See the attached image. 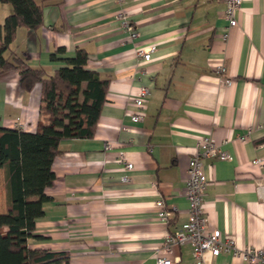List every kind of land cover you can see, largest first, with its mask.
<instances>
[{
    "label": "crops",
    "instance_id": "0c3cea01",
    "mask_svg": "<svg viewBox=\"0 0 264 264\" xmlns=\"http://www.w3.org/2000/svg\"><path fill=\"white\" fill-rule=\"evenodd\" d=\"M35 1L43 24L35 32L18 28L13 50L52 75L66 66L63 57L84 49L87 68L110 83L94 137L60 144L56 179L46 189L50 201L29 247L65 254L67 262L59 264H157L160 255L196 264L191 246H175L170 254L161 246L188 221L189 160L199 139L211 136L233 160L201 159L209 179L208 228L238 249L264 250V195L258 192L264 166L253 163L264 158V0H242L232 29L224 0ZM0 12L1 26L13 7L0 3ZM120 13L138 38L124 30ZM149 47L155 52L146 63L137 53ZM60 48L64 56L53 61ZM220 66L223 77L216 73ZM141 87L150 95L144 120L134 123ZM41 99L40 84L27 93L18 72L0 74V128L35 132ZM161 199L172 212L167 223L158 217ZM7 210L0 170V213ZM203 258L204 264H248L233 253Z\"/></svg>",
    "mask_w": 264,
    "mask_h": 264
},
{
    "label": "trees",
    "instance_id": "16d2710c",
    "mask_svg": "<svg viewBox=\"0 0 264 264\" xmlns=\"http://www.w3.org/2000/svg\"><path fill=\"white\" fill-rule=\"evenodd\" d=\"M13 12L0 26V74L16 71L24 92L42 86L41 120L35 132L0 128V170L7 184L8 210L0 213V264H59L65 254L33 250L36 225L50 201L46 189L53 186L55 159L64 140L90 139L96 132L110 81L87 68L89 55L78 49L63 57L66 66L49 75L30 67L26 54H17L12 45L18 28L31 32L43 24V8L35 0H0ZM60 48L53 61L64 56Z\"/></svg>",
    "mask_w": 264,
    "mask_h": 264
},
{
    "label": "built area",
    "instance_id": "2783aa9c",
    "mask_svg": "<svg viewBox=\"0 0 264 264\" xmlns=\"http://www.w3.org/2000/svg\"><path fill=\"white\" fill-rule=\"evenodd\" d=\"M225 2V18L229 21L230 29L237 27L238 19L237 14L242 7V0H224ZM119 19L122 21V26L125 31H128L131 35V39L139 37V33L135 30V27L130 24L127 16L124 13L119 14ZM229 34H225L224 38L228 40ZM155 52L154 47L140 49L138 55H140L144 62L149 63L153 60L152 53ZM216 73L220 76H224L225 68L220 66L216 69ZM226 85L232 86L230 79L225 80ZM137 97L134 100V106L136 112L132 114L131 119L134 123H139L144 120L145 117V105L150 95V90L147 87H141ZM221 145L217 143L211 136H204L199 139L197 152L191 158L189 163V177L186 185L185 194L189 201V218L188 221L177 231L168 234L162 243V251L167 253L172 252V248L175 246L180 247L182 245H189L193 249V254L196 264H204V258L206 253H211L214 257L219 256L222 253H233V256L241 259L248 264H264V250H258L253 248L238 249L234 244V240L228 237H223L220 230H211L208 228V219L205 214L204 208V196L209 184V179L204 173V167L201 159L214 158L221 161H232L233 157L223 151L220 148ZM107 149L110 148L108 145ZM121 162L125 164V168L128 171L134 169V165L128 163L126 159L122 158ZM257 166H264V158L253 161ZM130 177L126 176L124 182H129ZM258 192L260 195H264V184L259 183ZM158 217L163 223H167L172 216V212L167 210L166 204L163 199L157 203ZM157 264H175L176 261L169 256H159L157 258Z\"/></svg>",
    "mask_w": 264,
    "mask_h": 264
},
{
    "label": "rangeland",
    "instance_id": "374dc122",
    "mask_svg": "<svg viewBox=\"0 0 264 264\" xmlns=\"http://www.w3.org/2000/svg\"><path fill=\"white\" fill-rule=\"evenodd\" d=\"M0 16H1V12H0ZM0 20H2V18H0Z\"/></svg>",
    "mask_w": 264,
    "mask_h": 264
}]
</instances>
